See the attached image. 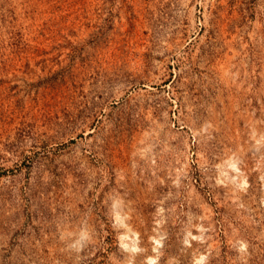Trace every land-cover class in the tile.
I'll return each instance as SVG.
<instances>
[{"label":"rangeland","instance_id":"1","mask_svg":"<svg viewBox=\"0 0 264 264\" xmlns=\"http://www.w3.org/2000/svg\"><path fill=\"white\" fill-rule=\"evenodd\" d=\"M0 264H264V0H0Z\"/></svg>","mask_w":264,"mask_h":264}]
</instances>
